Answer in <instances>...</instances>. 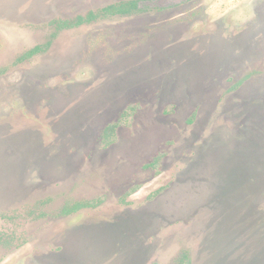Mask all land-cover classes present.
I'll list each match as a JSON object with an SVG mask.
<instances>
[{
    "label": "rangeland",
    "instance_id": "1",
    "mask_svg": "<svg viewBox=\"0 0 264 264\" xmlns=\"http://www.w3.org/2000/svg\"><path fill=\"white\" fill-rule=\"evenodd\" d=\"M126 1L0 0V264H264V0Z\"/></svg>",
    "mask_w": 264,
    "mask_h": 264
},
{
    "label": "trees",
    "instance_id": "2",
    "mask_svg": "<svg viewBox=\"0 0 264 264\" xmlns=\"http://www.w3.org/2000/svg\"><path fill=\"white\" fill-rule=\"evenodd\" d=\"M140 1L139 0H131V1H126V2H120V3H115L113 5H109L97 13L90 12L85 16H78L75 19L71 21H59L56 23L57 27L56 30H64V29H70V28H75L83 24L91 23L99 18L106 17V16H130L133 14H138L142 13L145 11L144 8L140 7ZM45 50L44 47L42 46H36L29 50L21 59H29L32 56L42 53ZM130 110V109H129ZM128 116V113L126 111L121 115V119L126 118ZM117 125H110L108 126L102 133V142L105 145H108L113 141V137H115V132H116ZM100 203V200L96 199L95 201L92 202H78L74 203L71 207L64 206L61 211L60 215L62 216H67L70 215L77 210L83 209V208H88V207H93L97 206Z\"/></svg>",
    "mask_w": 264,
    "mask_h": 264
}]
</instances>
